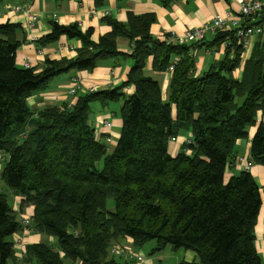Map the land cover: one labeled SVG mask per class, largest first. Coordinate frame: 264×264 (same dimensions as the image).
Instances as JSON below:
<instances>
[{
	"label": "trees",
	"instance_id": "trees-1",
	"mask_svg": "<svg viewBox=\"0 0 264 264\" xmlns=\"http://www.w3.org/2000/svg\"><path fill=\"white\" fill-rule=\"evenodd\" d=\"M94 2L101 6L105 0ZM104 21L111 31L98 43L77 24L51 21L39 47L62 36L79 39L82 46L74 59H46L40 72L17 65L19 26L0 24V153L8 155L1 178L22 199L21 209L34 207L30 228L55 240L27 245L23 263L134 264L111 254L114 243L130 238L137 248L155 241L151 254L167 247L191 250L197 255L192 264H262L254 232L260 189L249 171L228 180L225 175L237 157V142L248 139L258 112L264 113V34L257 37L241 80L233 73L244 48L234 31L215 35V45L230 42L226 56L196 77L192 51L203 42L154 40L152 14L132 15L126 24L108 15ZM263 21L264 13L257 24ZM120 37L133 43V66L123 85L86 92L75 105L39 110L28 105L60 75L91 72L102 60L125 57L117 48ZM151 57L158 72L178 58L167 100L160 85L143 74ZM130 86L134 92L127 95ZM120 101L122 131L109 152L89 121L91 106L107 109ZM185 130L190 142L172 156L169 144ZM249 161L264 166L263 123ZM23 230L0 192V264L16 262L12 237Z\"/></svg>",
	"mask_w": 264,
	"mask_h": 264
},
{
	"label": "crops",
	"instance_id": "crops-1",
	"mask_svg": "<svg viewBox=\"0 0 264 264\" xmlns=\"http://www.w3.org/2000/svg\"><path fill=\"white\" fill-rule=\"evenodd\" d=\"M248 1L250 0H105L101 6H97L94 0H65L61 2H57V0H0V24L19 26L20 29L16 33V39L21 43V47L16 54L17 65L20 68H25V64H29L31 68H36L40 72L46 59L56 61L74 59L82 46L79 39L70 40L62 36L55 43L39 47L37 41L50 33L51 21L63 26L77 24L82 32L91 31V41L98 43L101 37L111 31V27L104 21L105 16L108 15L110 18L126 24L132 15L152 14L155 17V22L150 27V34L154 40H163L166 35L171 33L180 36L188 30L205 25L218 14L231 13L238 16L240 15L241 4ZM7 6H19L25 10L29 9L30 14L38 17L35 28L32 30L27 28L29 17L26 12L9 11ZM257 39L255 38L253 44L243 51L240 66L233 73L238 80L242 78L245 62L250 58L254 45L258 41ZM214 40L215 35H208L205 41L192 51L195 61L194 75L196 77L207 72L212 66L224 60L226 56V47L223 44L220 46L213 44ZM117 48L121 54L126 56L102 60L91 72L71 71L60 75L51 83L49 88L29 98L28 105L34 110L47 106H59L62 103L75 105L79 97L91 89L101 91L123 85L127 81L128 74L133 66V60L130 57L133 43L120 37L117 39ZM232 58L233 55H230V59ZM152 63L153 58L151 57L146 62L143 74L160 85L163 99L167 100L173 72L170 73L167 70L164 72L155 71ZM74 78L78 81L79 89L75 96H71L69 90ZM124 92L130 95L134 92V88L132 86L126 87ZM122 105L123 101L114 106L111 105L107 109L102 108L99 103H93L91 106L89 121L96 129L97 138L106 144L108 135L112 136L111 146L113 145V149L116 147L122 131L123 123L120 115ZM173 115H176L175 106H173ZM106 121L112 123L110 130L104 127ZM261 123L264 124V113L258 112L257 123L249 128L248 139L237 142L235 147L236 156L249 159L251 142ZM190 139L191 132L189 130L183 131L175 142L169 144L170 154L172 156L177 155L182 145ZM106 145L108 146V144ZM108 150L109 152L112 151L109 147ZM243 171L237 166H230L225 175L226 180L241 174ZM249 172L254 177L261 193V207L254 232L255 246L262 264H264V166L254 164ZM21 201L20 197L14 196L13 204H11L13 210L18 214L33 218L34 207L27 206L21 209ZM16 236L22 239L25 246L41 242H55L53 237L38 233L25 234L21 232L12 237L13 241ZM113 246L131 248L136 254L144 257V264H192L197 260L196 253L191 250H173L172 248L165 255H162L161 251L155 253L157 256L147 258L142 248L135 247L133 240L130 238H121ZM129 262L133 261L129 260ZM133 263L138 264L137 262ZM10 264L26 263L16 258V262Z\"/></svg>",
	"mask_w": 264,
	"mask_h": 264
},
{
	"label": "built area",
	"instance_id": "built-area-1",
	"mask_svg": "<svg viewBox=\"0 0 264 264\" xmlns=\"http://www.w3.org/2000/svg\"><path fill=\"white\" fill-rule=\"evenodd\" d=\"M7 9L14 12H26L28 14L29 20L27 28L32 30L35 28L38 17L36 15L30 14L29 9H23L19 6H7ZM240 15L234 16L231 13L218 14L212 18L210 22L205 25L193 28L186 31L183 35H175L173 33L166 35L163 40L167 43H176L179 45L186 44H200L205 41L208 35H216L218 32H233L236 36L237 43L244 49L250 47L254 39L264 34V21L257 24V22L262 20V15L264 13V0H250L241 4ZM226 48L230 45V42H225L223 44ZM178 62V58L172 61V64L168 67L167 71L172 73L174 67ZM25 68H30L29 64H25ZM72 86L69 90L71 96H75L79 89V84L77 79H72ZM90 91H95L91 89ZM127 92L129 90H126ZM104 127L107 130L112 128L111 122H104ZM177 138H173L171 142H175ZM190 142V140L188 141ZM187 142V143H188ZM112 143V136L108 135L106 138V144ZM254 164L249 161V159L243 156H237L234 160V166H237L244 171H249ZM21 224L24 226L23 233L31 234L34 233L33 229L30 228L32 223V217L27 215H22L20 218ZM18 234V233H17ZM14 248L16 250L15 257L18 260H22L26 254V246L22 239L16 236L14 238ZM111 254L117 257H124L128 260L135 261L138 264H144V257L142 255L136 254L131 248L124 246H113L111 249Z\"/></svg>",
	"mask_w": 264,
	"mask_h": 264
},
{
	"label": "rangeland",
	"instance_id": "rangeland-1",
	"mask_svg": "<svg viewBox=\"0 0 264 264\" xmlns=\"http://www.w3.org/2000/svg\"><path fill=\"white\" fill-rule=\"evenodd\" d=\"M118 103L119 102L113 103L112 106H114L115 104H118ZM108 147H109L110 150L113 149V145L111 146V144L108 145ZM6 158H8V155H6L5 153H0V192L6 194L8 196V198H9V203L10 204H13L14 196L12 194V191L7 186V184L4 182V180H2V178H1L2 168L4 166V163H5ZM99 166L100 167L102 166V162L99 164ZM108 207L111 208V209L114 208V200L113 199H109L108 200ZM16 213H18V212H16ZM21 216H22V214H19V219L21 218ZM155 246H156V242L155 241H152V242L146 243L145 245H143L141 247L142 250L145 253L144 255L147 258H151V257H153V256L156 255V254H151L152 253V250L154 249ZM166 252H170V247H167L166 250L162 251V255H165Z\"/></svg>",
	"mask_w": 264,
	"mask_h": 264
}]
</instances>
